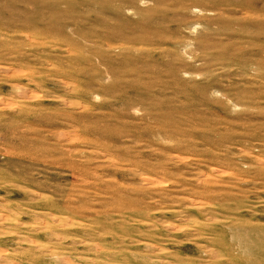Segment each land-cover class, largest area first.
<instances>
[{"label":"rangeland","instance_id":"obj_1","mask_svg":"<svg viewBox=\"0 0 264 264\" xmlns=\"http://www.w3.org/2000/svg\"><path fill=\"white\" fill-rule=\"evenodd\" d=\"M0 264H264V0H0Z\"/></svg>","mask_w":264,"mask_h":264}]
</instances>
